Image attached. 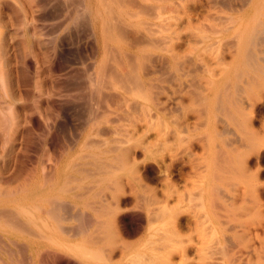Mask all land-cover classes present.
Segmentation results:
<instances>
[{
  "label": "bare ground",
  "instance_id": "6f19581e",
  "mask_svg": "<svg viewBox=\"0 0 264 264\" xmlns=\"http://www.w3.org/2000/svg\"><path fill=\"white\" fill-rule=\"evenodd\" d=\"M91 2L97 106L31 207L0 185V264H264V0Z\"/></svg>",
  "mask_w": 264,
  "mask_h": 264
},
{
  "label": "rangeland",
  "instance_id": "374dc122",
  "mask_svg": "<svg viewBox=\"0 0 264 264\" xmlns=\"http://www.w3.org/2000/svg\"><path fill=\"white\" fill-rule=\"evenodd\" d=\"M91 6V0H9L0 7V176L9 179L0 185L12 191L13 207H31L29 197L45 192L49 170L54 183L75 163V135L97 106L92 82L101 48Z\"/></svg>",
  "mask_w": 264,
  "mask_h": 264
}]
</instances>
